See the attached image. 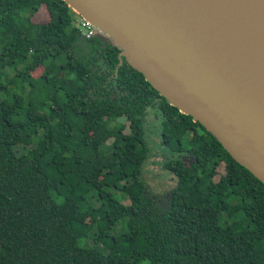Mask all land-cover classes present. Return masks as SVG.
I'll list each match as a JSON object with an SVG mask.
<instances>
[{
	"label": "trees",
	"instance_id": "obj_1",
	"mask_svg": "<svg viewBox=\"0 0 264 264\" xmlns=\"http://www.w3.org/2000/svg\"><path fill=\"white\" fill-rule=\"evenodd\" d=\"M76 15L0 0V264H264V183ZM149 108L176 177L162 206L142 178Z\"/></svg>",
	"mask_w": 264,
	"mask_h": 264
},
{
	"label": "water",
	"instance_id": "obj_2",
	"mask_svg": "<svg viewBox=\"0 0 264 264\" xmlns=\"http://www.w3.org/2000/svg\"><path fill=\"white\" fill-rule=\"evenodd\" d=\"M158 93L264 183V8L223 0H64Z\"/></svg>",
	"mask_w": 264,
	"mask_h": 264
},
{
	"label": "rangeland",
	"instance_id": "obj_3",
	"mask_svg": "<svg viewBox=\"0 0 264 264\" xmlns=\"http://www.w3.org/2000/svg\"><path fill=\"white\" fill-rule=\"evenodd\" d=\"M43 9V12H45L44 7ZM75 18L77 22L79 21L80 16L76 15ZM80 29L82 32L86 33V29L84 27H80ZM41 71L42 68L39 67L33 74L38 75ZM160 116L161 112L157 108H149L143 119L150 151L147 160L142 166V178L146 183L148 193L155 200V203L162 206L167 202V196L176 184V177L173 176L170 171L163 168L164 158L170 156V154H168L164 146L160 144ZM182 160L184 163L186 162V164H189L190 162V158L188 156H183ZM219 169L221 170V167ZM215 179H217V176H215ZM118 196H120L119 193ZM123 202L126 204L128 203L126 199L123 200ZM79 218L85 221L88 220V217L86 216H81ZM124 228L125 223L120 221L112 230V233L120 232ZM138 264H146V262L140 261Z\"/></svg>",
	"mask_w": 264,
	"mask_h": 264
},
{
	"label": "bare ground",
	"instance_id": "obj_4",
	"mask_svg": "<svg viewBox=\"0 0 264 264\" xmlns=\"http://www.w3.org/2000/svg\"><path fill=\"white\" fill-rule=\"evenodd\" d=\"M224 3L229 5H234L235 1H240L244 4H247L249 6H251V8L256 12L258 11V13H261V11L264 8V0H223Z\"/></svg>",
	"mask_w": 264,
	"mask_h": 264
},
{
	"label": "built area",
	"instance_id": "obj_5",
	"mask_svg": "<svg viewBox=\"0 0 264 264\" xmlns=\"http://www.w3.org/2000/svg\"><path fill=\"white\" fill-rule=\"evenodd\" d=\"M78 22V23H77ZM76 22V25L79 27H84L86 29V33L82 32L81 29V33L86 36V37H90L94 34V31H93V27L92 25L86 21L85 19H83L82 17L79 18V21Z\"/></svg>",
	"mask_w": 264,
	"mask_h": 264
}]
</instances>
